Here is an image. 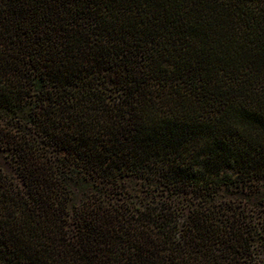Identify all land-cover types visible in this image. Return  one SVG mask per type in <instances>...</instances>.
Here are the masks:
<instances>
[{
	"label": "trees",
	"instance_id": "16d2710c",
	"mask_svg": "<svg viewBox=\"0 0 264 264\" xmlns=\"http://www.w3.org/2000/svg\"><path fill=\"white\" fill-rule=\"evenodd\" d=\"M0 264H264V0H0Z\"/></svg>",
	"mask_w": 264,
	"mask_h": 264
}]
</instances>
